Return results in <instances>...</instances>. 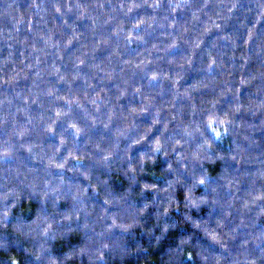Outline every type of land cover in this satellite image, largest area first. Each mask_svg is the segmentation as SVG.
Listing matches in <instances>:
<instances>
[{
    "label": "clouds",
    "instance_id": "9594fccd",
    "mask_svg": "<svg viewBox=\"0 0 264 264\" xmlns=\"http://www.w3.org/2000/svg\"><path fill=\"white\" fill-rule=\"evenodd\" d=\"M0 264H264V0H0Z\"/></svg>",
    "mask_w": 264,
    "mask_h": 264
}]
</instances>
